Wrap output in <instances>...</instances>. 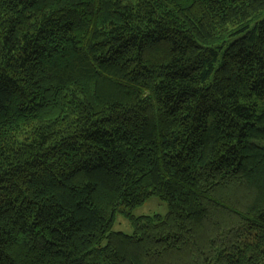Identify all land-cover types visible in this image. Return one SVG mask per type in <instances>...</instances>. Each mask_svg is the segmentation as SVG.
<instances>
[{
    "label": "trees",
    "instance_id": "1",
    "mask_svg": "<svg viewBox=\"0 0 264 264\" xmlns=\"http://www.w3.org/2000/svg\"><path fill=\"white\" fill-rule=\"evenodd\" d=\"M0 264H264V0H0Z\"/></svg>",
    "mask_w": 264,
    "mask_h": 264
},
{
    "label": "rangeland",
    "instance_id": "2",
    "mask_svg": "<svg viewBox=\"0 0 264 264\" xmlns=\"http://www.w3.org/2000/svg\"><path fill=\"white\" fill-rule=\"evenodd\" d=\"M126 212L136 218L154 216L165 218L168 214V207L167 204L161 201L159 198L152 197L141 206L136 207L132 210H127ZM112 232L122 233L124 235L131 236L133 234V229L129 220L123 214L118 213L115 216ZM105 244L106 241L102 243L103 246Z\"/></svg>",
    "mask_w": 264,
    "mask_h": 264
}]
</instances>
